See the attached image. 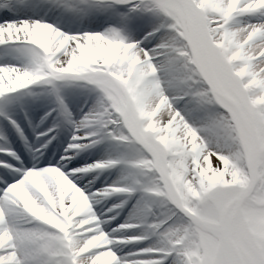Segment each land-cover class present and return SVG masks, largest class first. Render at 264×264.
I'll use <instances>...</instances> for the list:
<instances>
[{
    "label": "snow or ice",
    "instance_id": "obj_1",
    "mask_svg": "<svg viewBox=\"0 0 264 264\" xmlns=\"http://www.w3.org/2000/svg\"><path fill=\"white\" fill-rule=\"evenodd\" d=\"M0 50V264H264V0H0Z\"/></svg>",
    "mask_w": 264,
    "mask_h": 264
},
{
    "label": "bare ground",
    "instance_id": "obj_2",
    "mask_svg": "<svg viewBox=\"0 0 264 264\" xmlns=\"http://www.w3.org/2000/svg\"><path fill=\"white\" fill-rule=\"evenodd\" d=\"M2 55H3V50H0V56ZM3 62H10V61L7 60V57H4V59H0V63H3ZM63 92H64V96L66 100L68 101L70 107H72L74 111H77L82 105H85L86 102L88 104L91 103V100L88 99L87 95L77 89L67 88ZM84 111H87V107L84 108ZM26 135L28 137H31V134L29 132H27ZM8 141H9L10 146L17 147V143L15 142V139L12 136L8 138ZM100 155L101 154L99 152L84 153L82 154L81 157H78V160L80 161V163H91L92 160L100 158ZM77 166H79V164ZM87 179L88 178H86V180ZM111 179L112 177H109V182ZM86 180L82 181L81 185L83 183H86ZM103 180H104V177H101V180L97 181V185H100ZM109 203H111V201ZM123 217L124 216L121 214L120 219L123 220ZM127 250L128 249H125V251Z\"/></svg>",
    "mask_w": 264,
    "mask_h": 264
},
{
    "label": "rangeland",
    "instance_id": "obj_3",
    "mask_svg": "<svg viewBox=\"0 0 264 264\" xmlns=\"http://www.w3.org/2000/svg\"><path fill=\"white\" fill-rule=\"evenodd\" d=\"M125 215H127L128 213V209L125 208L124 212H123Z\"/></svg>",
    "mask_w": 264,
    "mask_h": 264
}]
</instances>
